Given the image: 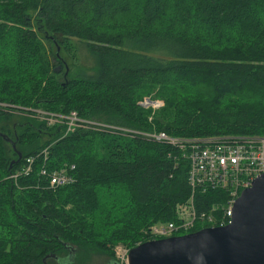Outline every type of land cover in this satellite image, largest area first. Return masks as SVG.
Wrapping results in <instances>:
<instances>
[{
  "label": "trees",
  "instance_id": "obj_1",
  "mask_svg": "<svg viewBox=\"0 0 264 264\" xmlns=\"http://www.w3.org/2000/svg\"><path fill=\"white\" fill-rule=\"evenodd\" d=\"M81 48L92 75L54 72ZM147 94L164 103L150 122L138 105ZM37 110L184 140L264 137V0H0V135L21 155L9 167L17 155L0 137V264H58L68 247L69 264L90 252L116 262L117 244L130 250L156 239L151 226L177 225L188 162L167 144L65 136ZM31 157L30 175L9 179ZM71 166L75 182L56 189L38 169ZM227 198L197 192L194 207L218 217Z\"/></svg>",
  "mask_w": 264,
  "mask_h": 264
},
{
  "label": "built area",
  "instance_id": "obj_2",
  "mask_svg": "<svg viewBox=\"0 0 264 264\" xmlns=\"http://www.w3.org/2000/svg\"><path fill=\"white\" fill-rule=\"evenodd\" d=\"M141 108L151 109L153 113L162 107L161 101L143 100L138 104ZM34 117L44 122L47 127L63 126L64 135L77 131L106 133L125 139H141L148 142L167 144L173 147L184 160L188 162V184L192 190L189 199L176 206V222L180 225L168 224L162 228L151 229L156 238H169L175 234H184L194 227L196 222L211 224L212 227H223L229 223L231 208L243 190L250 188L254 179L264 174V137H228L203 139H177L164 133L135 131L128 128L108 125L95 120L81 119L76 113L68 115L52 114L44 111H34ZM151 118H149V122ZM45 151L41 152L46 160ZM34 158H27L21 168L9 179L27 177L32 172ZM48 188L56 189L75 182L70 174L74 168H62L48 173L43 167L38 168ZM208 191H224L227 203L220 208L218 218L210 213L198 212L194 207L197 192L205 194ZM218 208H212V213ZM215 222V223H213ZM219 222V223H216Z\"/></svg>",
  "mask_w": 264,
  "mask_h": 264
},
{
  "label": "water",
  "instance_id": "obj_3",
  "mask_svg": "<svg viewBox=\"0 0 264 264\" xmlns=\"http://www.w3.org/2000/svg\"><path fill=\"white\" fill-rule=\"evenodd\" d=\"M0 137L16 152L13 142ZM16 155L9 167L21 160L20 153ZM68 248L70 258L58 264L71 263L75 249ZM126 264H264V174L240 193L227 225L138 244L128 251Z\"/></svg>",
  "mask_w": 264,
  "mask_h": 264
},
{
  "label": "rangeland",
  "instance_id": "obj_4",
  "mask_svg": "<svg viewBox=\"0 0 264 264\" xmlns=\"http://www.w3.org/2000/svg\"><path fill=\"white\" fill-rule=\"evenodd\" d=\"M43 45L45 46V48L48 49L49 45L47 42L44 41ZM57 50L59 51L58 48H57ZM76 56H77V58L75 60H73L69 56L67 57L66 55L60 54V56H59L60 60H57L60 62V64L56 65V68L58 66L61 67L59 73L61 72V75H62V74H64L65 69H67V74L69 75L70 78L79 75V73L85 74V75H92L96 68L94 65V60L92 59V56L90 55V53L88 51H86L84 48L83 49L81 48L77 51ZM141 98L142 99L138 101V104H140L143 100H149L151 102H155V101H161L162 102V107L160 109H158L157 111H155L154 113L151 109H148L150 111L148 121H149V118H151V120H152L154 114L163 108L164 103H163L162 99H159L157 96H155L153 94L143 95V96H141ZM95 121L99 122V120H95ZM177 224L180 225L181 222H177ZM153 227H155V226H151L150 228H148L145 233H147L148 236H151L152 238H156V236L153 235V231H151V229ZM161 227L164 228V227H166V225L162 224ZM189 233L190 232H184V234H182V235H186ZM154 240H158V239L156 238ZM128 251L129 250L124 245L117 244L113 248L115 261L119 264H126ZM86 258L87 257H85V259ZM110 262L111 261L105 255H103L101 253L98 254V253L90 252V253H88L87 260L83 264H110Z\"/></svg>",
  "mask_w": 264,
  "mask_h": 264
},
{
  "label": "flooded vegetation",
  "instance_id": "obj_5",
  "mask_svg": "<svg viewBox=\"0 0 264 264\" xmlns=\"http://www.w3.org/2000/svg\"><path fill=\"white\" fill-rule=\"evenodd\" d=\"M59 67V66H58ZM68 250H69V248H68Z\"/></svg>",
  "mask_w": 264,
  "mask_h": 264
}]
</instances>
